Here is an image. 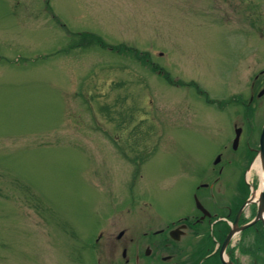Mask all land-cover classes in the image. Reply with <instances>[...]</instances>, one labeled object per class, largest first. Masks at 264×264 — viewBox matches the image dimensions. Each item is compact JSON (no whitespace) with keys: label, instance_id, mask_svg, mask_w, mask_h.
<instances>
[{"label":"rangeland","instance_id":"1","mask_svg":"<svg viewBox=\"0 0 264 264\" xmlns=\"http://www.w3.org/2000/svg\"><path fill=\"white\" fill-rule=\"evenodd\" d=\"M259 48L264 0H0V264H95L100 230L185 212L237 113L243 182Z\"/></svg>","mask_w":264,"mask_h":264},{"label":"flooded vegetation","instance_id":"2","mask_svg":"<svg viewBox=\"0 0 264 264\" xmlns=\"http://www.w3.org/2000/svg\"><path fill=\"white\" fill-rule=\"evenodd\" d=\"M259 50L264 52V48ZM235 101L253 118V129L246 135L251 154L241 172L243 182L228 170L243 134L237 113L232 127L242 128L239 140L235 142L233 134L215 153L211 165L200 168L186 211L174 212L168 221L160 220L154 212L142 227L100 230L93 244L95 264H243L242 260L249 257V264H264L263 224L257 221L245 230H238L254 218L257 209L254 202L244 207L243 204L252 195V184L245 176L259 148L260 125L264 122L258 118L264 115V68L252 74L248 93L243 96L240 91ZM209 102L223 109L222 96ZM145 163L141 161V166Z\"/></svg>","mask_w":264,"mask_h":264},{"label":"water","instance_id":"3","mask_svg":"<svg viewBox=\"0 0 264 264\" xmlns=\"http://www.w3.org/2000/svg\"><path fill=\"white\" fill-rule=\"evenodd\" d=\"M259 156H260L259 158L261 165L264 168V129L261 135V146L259 150ZM259 219L262 220L264 223V184H263V191L261 192L258 200V211L255 220H259Z\"/></svg>","mask_w":264,"mask_h":264},{"label":"bare ground","instance_id":"4","mask_svg":"<svg viewBox=\"0 0 264 264\" xmlns=\"http://www.w3.org/2000/svg\"><path fill=\"white\" fill-rule=\"evenodd\" d=\"M251 169H255L258 173H260L261 181H262L263 180V170H262L261 163H260L259 159H257L255 162H253ZM258 192L259 191H256V195H258Z\"/></svg>","mask_w":264,"mask_h":264}]
</instances>
